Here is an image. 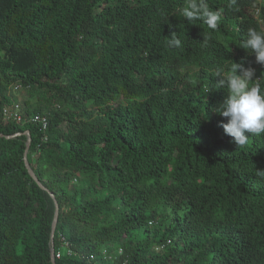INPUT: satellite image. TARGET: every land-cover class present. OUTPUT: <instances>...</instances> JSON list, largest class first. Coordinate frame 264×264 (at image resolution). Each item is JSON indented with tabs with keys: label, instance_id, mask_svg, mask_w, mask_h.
I'll use <instances>...</instances> for the list:
<instances>
[{
	"label": "trees",
	"instance_id": "16d2710c",
	"mask_svg": "<svg viewBox=\"0 0 264 264\" xmlns=\"http://www.w3.org/2000/svg\"><path fill=\"white\" fill-rule=\"evenodd\" d=\"M206 2L216 30L187 0H0V264H53L49 191L55 264H264V133L237 147L205 93L231 60L264 75L239 46L264 5Z\"/></svg>",
	"mask_w": 264,
	"mask_h": 264
},
{
	"label": "clouds",
	"instance_id": "9594fccd",
	"mask_svg": "<svg viewBox=\"0 0 264 264\" xmlns=\"http://www.w3.org/2000/svg\"><path fill=\"white\" fill-rule=\"evenodd\" d=\"M178 11L189 23L202 20L211 30L217 29L221 17L219 11L209 8L206 0H187L186 6ZM181 43L176 35L169 37V45L179 47ZM239 46L249 55H254L257 64L264 66V28H248ZM231 61L230 65L218 66L210 72V76L218 79L205 89V93L212 87L227 91L228 95L214 111L227 118V122L222 121L221 126L225 134L232 138L231 142L239 147L249 142L250 136L246 132L256 136L264 133V75L256 77L254 68ZM257 172L264 176V169Z\"/></svg>",
	"mask_w": 264,
	"mask_h": 264
},
{
	"label": "bare ground",
	"instance_id": "6f19581e",
	"mask_svg": "<svg viewBox=\"0 0 264 264\" xmlns=\"http://www.w3.org/2000/svg\"><path fill=\"white\" fill-rule=\"evenodd\" d=\"M259 1V0H258ZM260 2V1H259ZM256 12H258V9H257V11ZM263 21H261V23H262ZM12 91L14 92L15 90H21V88H20V85L19 84H15V85H13L12 86ZM12 99V104H10V106H4L3 107V114H4V116H7V117H10V118H12V119H14L15 121H17V122H21L22 120H23V118H22V113H21V106H20V103L19 102H17V101H14V99L13 98H11ZM21 115V116H20ZM35 116V115H34ZM33 117V116H32ZM32 117H29L30 119L32 118ZM25 120H27V118L25 119ZM32 121H37V122H39V123H41V126H42V128H45V126H46V119H45V117L44 116H41V115H38V116H36ZM1 136H3L2 134H1ZM7 136H9V137H12V135H5V137L6 138H9V137H7ZM28 162V161H27ZM25 163V162H24ZM40 183V182H39ZM41 184V183H40ZM42 185V184H41ZM40 186V185H39ZM43 186V185H42ZM41 187V186H40ZM41 188H43V189H46L44 186L43 187H41ZM49 194H50V196L52 197V199H53V201H54V204H55V202H56V200H55V198H54V195L52 194V192H48ZM57 203V202H56ZM58 205V204H57ZM55 211V210H54ZM54 216V215H53ZM58 217V216H57Z\"/></svg>",
	"mask_w": 264,
	"mask_h": 264
},
{
	"label": "water",
	"instance_id": "95a60500",
	"mask_svg": "<svg viewBox=\"0 0 264 264\" xmlns=\"http://www.w3.org/2000/svg\"><path fill=\"white\" fill-rule=\"evenodd\" d=\"M19 133H15V134H13L12 136H16V135H18ZM22 134H24L25 136H26V146H25V150H24V155H23V158H24V162H25V165H26V167H27V170H28V172H29V174L32 176V178L41 186V187H43L40 183H39V181H38V179L35 177V175L33 174V172H32V170H31V168H30V166H29V164H28V162H27V151H28V148H29V146H30V140H31V138H30V133H29V130H25V131H23L22 132ZM0 136H1V134H0ZM7 137H9V136H7ZM57 216H58V205H57V203L55 202V211H54V216H53V220H52V223H51V231H50V241H51V248H50V250H51V253H50V256H51V261H52V263L53 264H55V261H54V248H53V237H54V232H55V228H56V223H57Z\"/></svg>",
	"mask_w": 264,
	"mask_h": 264
},
{
	"label": "rangeland",
	"instance_id": "374dc122",
	"mask_svg": "<svg viewBox=\"0 0 264 264\" xmlns=\"http://www.w3.org/2000/svg\"><path fill=\"white\" fill-rule=\"evenodd\" d=\"M260 2H261V5H264V0H259ZM256 14H260V10H259V12H256ZM261 25L263 26V28H264V22H262L261 23ZM18 97H19V99H20V105H22V103H23V101H24V98H25V96L27 95L26 94V92L22 89V90H19V92H18Z\"/></svg>",
	"mask_w": 264,
	"mask_h": 264
},
{
	"label": "built area",
	"instance_id": "2783aa9c",
	"mask_svg": "<svg viewBox=\"0 0 264 264\" xmlns=\"http://www.w3.org/2000/svg\"><path fill=\"white\" fill-rule=\"evenodd\" d=\"M20 116H21V115H20ZM36 116H38V115L33 116V117L31 118V120H33ZM55 255H56V256H59V252H56Z\"/></svg>",
	"mask_w": 264,
	"mask_h": 264
}]
</instances>
